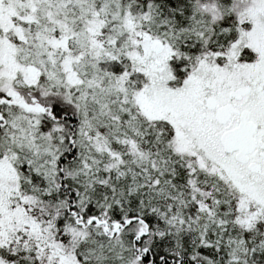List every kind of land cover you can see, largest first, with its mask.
Here are the masks:
<instances>
[{
    "label": "snow or ice",
    "instance_id": "obj_1",
    "mask_svg": "<svg viewBox=\"0 0 264 264\" xmlns=\"http://www.w3.org/2000/svg\"><path fill=\"white\" fill-rule=\"evenodd\" d=\"M0 264H264V0H0Z\"/></svg>",
    "mask_w": 264,
    "mask_h": 264
}]
</instances>
